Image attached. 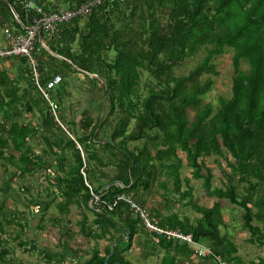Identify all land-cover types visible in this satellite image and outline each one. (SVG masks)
Returning a JSON list of instances; mask_svg holds the SVG:
<instances>
[{
	"label": "trees",
	"instance_id": "obj_1",
	"mask_svg": "<svg viewBox=\"0 0 264 264\" xmlns=\"http://www.w3.org/2000/svg\"><path fill=\"white\" fill-rule=\"evenodd\" d=\"M16 1L0 0L1 24L17 26L14 7L21 22L30 26L36 15ZM36 1L53 12L74 11L92 0ZM41 37L47 48L38 43L33 54L40 84L56 75L68 80L72 73L83 74L94 85L91 95L102 94L108 110L98 118L87 112L80 120L75 116L72 128L67 129L73 138L52 115L53 133L59 136L32 127L25 122L24 111L48 108L36 86L34 68L24 57L0 60L30 66L24 71L29 84L24 88L0 68V170L13 171L16 179L35 172L49 177L46 191L50 199L39 195L44 200L40 202L32 196L31 211L36 216L35 209L38 216L33 217L26 206L22 213L26 224L17 222L21 231L36 218L41 228L45 211L53 205L59 212L54 219L57 223L76 206L81 217L79 234L96 243L85 264H105L114 242L109 264H134L127 254L136 239L143 259L185 264L195 256L187 243L149 232L131 205L118 200L129 195L144 208L158 185L165 190L161 198L168 201L169 186L160 181L164 176L173 182V193L187 200L186 205L200 216L190 219L150 210L159 225L192 235L227 264H247L230 235L222 232L228 227L222 204L200 206L191 187L183 190L181 154L192 178L202 181L208 195L242 211L248 242L264 247V0H102L90 15L59 23L54 34L41 33ZM202 49V61L187 75L177 76L175 68ZM227 49L234 53L231 96L221 97L214 106L206 99L219 76L213 60ZM112 52L114 58L109 57ZM141 70L155 82L150 83L146 96L141 91ZM66 89L62 81L54 90L57 103ZM61 117L64 121L65 116ZM38 138L44 145L39 153L32 144ZM137 142L141 145L131 149L130 144ZM213 156L223 158L229 168L223 172L222 188L212 187L213 172L205 160ZM107 168H114L113 175ZM17 190L9 187V192ZM23 191L28 193L30 187ZM109 205L115 206L111 210ZM3 206L0 198V212ZM89 213L95 216L91 221ZM4 234L0 223V264H14ZM26 239L20 244L27 248L32 240ZM103 240L109 243L104 254L98 247ZM67 250L73 260L83 258L79 250ZM44 254L54 264L60 258L48 251ZM60 261L64 264L65 257ZM250 264H264V258Z\"/></svg>",
	"mask_w": 264,
	"mask_h": 264
},
{
	"label": "rangeland",
	"instance_id": "obj_2",
	"mask_svg": "<svg viewBox=\"0 0 264 264\" xmlns=\"http://www.w3.org/2000/svg\"><path fill=\"white\" fill-rule=\"evenodd\" d=\"M11 25L13 26L12 23ZM233 54V50L227 49L223 55L218 56L213 60V63L219 72V76L215 77L214 88L208 94L206 99L207 102L213 103L214 106L219 105V99L221 97L229 98L231 96ZM204 56L205 50L202 49L194 57L188 58L182 65L176 67L175 74L177 76L187 75L202 61ZM109 57L114 58L115 53H110ZM10 65L11 67H7L10 77L19 83L22 88L28 87L29 84L26 80V77L24 78L23 75H26V72L24 71L30 66L28 67L27 65L21 64L20 62ZM243 68L248 69L246 65H244ZM141 72V91L143 96H146L149 92L150 83L153 82L155 84V82L146 71L141 70ZM90 78L94 77L91 75ZM63 84L67 86V93L62 95L60 103L58 102L59 108L57 109V116L51 112L50 106L48 105V108H37L34 113L24 111V119L25 122L30 124L32 127L38 126L42 131L47 130L53 135L59 136L58 133H53L51 121L52 115L55 117L56 122L62 126L63 130L71 138H73L74 136H72L67 129L72 128L71 122L75 116L78 118V120H80L82 116H85L86 112L96 118L100 117L101 115L106 116L108 103H106V101L102 98V94L99 92H97L96 95H91L94 85H92L90 80L83 74L72 73L69 75L68 80H63ZM98 86L102 88L103 85L100 82ZM53 96H55V92H52V97ZM99 104H101V109H99ZM62 115L65 116L64 121L62 120ZM192 116L193 112L191 113V117ZM32 144L38 153L44 150V145L41 141H39V138L33 140ZM136 145L139 146L141 144L139 142L131 143L130 148L133 149ZM68 156L72 161L73 156L71 151H68ZM181 156L184 159V165L181 170L183 190H187L191 187L193 189V197L200 206L211 207L215 202H220L222 204L225 220L228 224L227 228H222V232L224 234L227 233L230 235L233 242L239 248V255L247 264L257 261L259 258H264V247L252 245L248 242L250 234L243 227L242 211L226 200H219L208 195L203 187L202 181H197L192 178L191 169L187 166L185 161V155L181 154ZM205 161L207 167L213 172V189L222 188L225 184L223 172L224 170L229 171L226 161L218 156L207 158ZM113 169L114 168H107L104 170L113 175ZM55 170L56 168L53 170V172H55ZM13 175L14 172L12 171L8 176L11 178ZM49 175L53 177L55 173L50 172ZM103 181H106V179H103ZM160 181L162 183L167 182L169 186L170 192L168 193V201H165L161 198V195L165 194V190L157 185L151 192V197L148 199L147 206L144 207L146 210L151 212L150 210L157 209L165 215L178 213L182 218H199L200 215L197 214L191 207L186 205L187 200H181L179 195L173 193V182L170 179L163 176ZM16 183H18L19 187L17 194H19L20 197L22 196L23 199L27 200L24 203V206H27L28 211L31 214L32 196L35 201L38 200L40 202H43L44 200L41 201L39 199V195H43V198L50 199L45 189L47 186H49V177L44 173L35 172L33 174L27 175L25 178L18 179ZM26 186L30 187V191L28 193L23 191ZM1 199L3 200V197H1ZM5 200L7 201L4 203V209L2 212H0V223L4 226L5 234L3 238L8 240L7 248L12 252L11 258L12 260H15L14 264H54L48 260L44 253L48 251L53 256L59 258V256L67 250V248L79 250L82 253L83 258L73 260L72 256L67 255L68 257H65L64 264H85L84 262L91 257V251L96 247V243L94 241L85 239L79 234L77 223L81 220V217L79 209L76 206L71 207L70 215H68L66 219L62 220L60 223H57L54 220L55 218H59V212L55 205H53L49 211H45V219L41 224V228H37L38 230L36 232V238L34 242L35 247L31 244L26 248L21 246L20 243L27 240L26 238L28 237H26V235H29V237L32 236V232L34 231L32 229V221H30V225L24 231H21V228L18 226L17 222L24 226L26 224V220L19 214L15 213L17 206L13 203V201L10 200V198H6ZM35 215L38 216V214ZM94 218L95 216L89 213L90 221ZM30 239L32 240V238ZM108 244V241L105 240L98 243V247L102 254H104ZM127 258L134 264H157L158 262V260L154 258L148 260L143 259L141 256L140 241L137 239L135 240L132 251L127 254Z\"/></svg>",
	"mask_w": 264,
	"mask_h": 264
},
{
	"label": "built area",
	"instance_id": "obj_3",
	"mask_svg": "<svg viewBox=\"0 0 264 264\" xmlns=\"http://www.w3.org/2000/svg\"><path fill=\"white\" fill-rule=\"evenodd\" d=\"M101 1L102 0H92L74 11L60 10L47 12L44 5L38 4L36 0H17L16 2L19 7L26 12H33L36 15L28 27L21 22L15 8L11 7L17 26L12 27L8 24L5 25L4 37L6 45L0 48V60L13 57H24L29 60L30 65L34 68L36 86L44 96L54 115H56L59 106L53 99L52 92L62 83L63 79L61 75H56L44 85L40 84L39 74L37 72L38 65L33 54L38 43H40L43 48H47L42 40L41 33H46L51 36L55 33L59 23H68L78 16L90 15L93 7L101 3ZM120 1L125 2L127 0ZM95 199L98 200V197L96 196ZM118 200H125L131 205V209L138 214L144 228L149 232L164 236L169 241L187 243L194 250L197 258L207 259L211 264H227L221 256L216 255L212 251L209 245L194 241L192 235H187L179 229L162 228L159 225V221L153 217L148 210L136 203L131 196L122 195ZM116 204L117 202L115 205ZM114 206L109 205V208L112 210Z\"/></svg>",
	"mask_w": 264,
	"mask_h": 264
},
{
	"label": "crops",
	"instance_id": "obj_4",
	"mask_svg": "<svg viewBox=\"0 0 264 264\" xmlns=\"http://www.w3.org/2000/svg\"><path fill=\"white\" fill-rule=\"evenodd\" d=\"M5 25L6 24H1V18H0V48H3V47H5V45H6V40H5V37H4V28H5ZM9 25V24H8ZM10 26H12L11 24H10ZM15 25L13 24V26L12 27H14ZM11 62H0V68H1V70L3 69V68H5V70H7V72H8V68L7 67H11ZM14 64V63H13ZM9 73V72H8ZM10 75V74H9ZM101 106V104H99V107ZM9 174L8 173H6L4 170H0V188L1 189H3L4 191H5V193H2V194H0V198L1 197H3V200H2V204L4 205V203L7 201V200H5L6 198H10V200L11 201H13V203L17 206V210L19 211V215L20 216H22L23 218H25V215H23L22 213H25V207L26 206H24L25 204V202L27 201L26 199H23L22 198V196L20 197V195L19 194H17V193H14V191H11V192H9V187L12 185L15 189L16 188H18V190H19V187H18V183H16V181L18 180V179H16V177H11L10 178V176H8ZM13 181V182H12ZM15 181V182H14ZM47 187H49V186H47ZM46 187V188H47ZM45 188V189H46ZM4 194V195H3ZM18 195V196H17ZM214 205V204H213ZM212 205V206H213ZM211 206V207H212ZM34 209V208H33ZM34 212H35V214H36V210L34 209L33 210ZM16 212V211H15ZM32 216L33 217H36V216H34V213L32 214ZM40 220H39V218H36L35 219V221H33L32 220V229L34 230H32L33 232H32V236H30V238H32V245H34V242H35V238H36V232H37V228H38V226H39V222ZM3 228H4V226H3ZM36 228V229H35ZM26 236H28L29 237V235H26ZM34 247H35V245H34ZM72 256V253H70L68 250H66L64 253H62L59 257V260L57 261V263L56 264H61V259L63 258V257H66V256ZM67 256V257H68ZM207 263H210V262H207L205 259H201V258H197L196 256H194V257H192L189 261H187L185 264H207ZM157 264H161L160 263V261H158L157 262Z\"/></svg>",
	"mask_w": 264,
	"mask_h": 264
},
{
	"label": "water",
	"instance_id": "obj_5",
	"mask_svg": "<svg viewBox=\"0 0 264 264\" xmlns=\"http://www.w3.org/2000/svg\"><path fill=\"white\" fill-rule=\"evenodd\" d=\"M93 77H96L97 78V76L96 75H93ZM111 142H112V140H110ZM80 148V147H79ZM96 198V195L94 196V199ZM126 239H129V235L127 234L126 235ZM116 244H117V242H114L113 244H112V246H111V248H110V253H109V255L107 256V258H106V261H105V264H109V261H110V259H111V257L114 255V249H115V246H116ZM115 264H121V263H115Z\"/></svg>",
	"mask_w": 264,
	"mask_h": 264
}]
</instances>
